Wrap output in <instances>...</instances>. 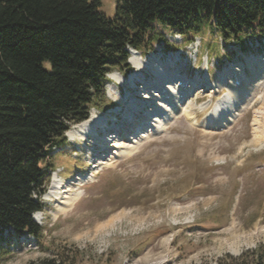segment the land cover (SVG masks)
Returning a JSON list of instances; mask_svg holds the SVG:
<instances>
[{
	"label": "rangeland",
	"instance_id": "obj_1",
	"mask_svg": "<svg viewBox=\"0 0 264 264\" xmlns=\"http://www.w3.org/2000/svg\"><path fill=\"white\" fill-rule=\"evenodd\" d=\"M100 2L113 18L116 0ZM161 31L151 51L128 50L129 68L109 72L105 101L89 112L116 118L106 147L71 141L77 124L52 150L32 216L42 236L3 231L0 264H38L57 251L77 254L76 264H215L264 246V37L249 32L239 44L208 29ZM169 63L177 83L140 96L154 87L152 69ZM76 175L78 198L62 212V188Z\"/></svg>",
	"mask_w": 264,
	"mask_h": 264
},
{
	"label": "trees",
	"instance_id": "obj_2",
	"mask_svg": "<svg viewBox=\"0 0 264 264\" xmlns=\"http://www.w3.org/2000/svg\"><path fill=\"white\" fill-rule=\"evenodd\" d=\"M100 7V0H0V236L9 229L40 239L32 216L43 208L50 154L101 108L106 77L127 71L129 49L151 51L164 41L161 30L208 29L239 44L249 32L264 37V0H116L113 18ZM76 261L57 251L38 264ZM215 264H264V246Z\"/></svg>",
	"mask_w": 264,
	"mask_h": 264
},
{
	"label": "bare ground",
	"instance_id": "obj_3",
	"mask_svg": "<svg viewBox=\"0 0 264 264\" xmlns=\"http://www.w3.org/2000/svg\"><path fill=\"white\" fill-rule=\"evenodd\" d=\"M259 59V58H258ZM261 59V58H260ZM264 62V61H262ZM130 63L134 66L137 67V63L133 60L130 59ZM176 63H169V64H165V65H159L158 67H155L154 69H152V75L154 76V87H150L148 92H145L144 90H141V92H144L143 94H140V96L144 97V98H152L151 96H155L157 90L155 91V89L158 90H163L165 88L168 87V85L170 84H175L177 83L178 79L176 77V75H178V72H176ZM169 69H174L173 71H170ZM182 83V82H181ZM167 97V96H166ZM205 96H202L201 99H203ZM118 109V108H117ZM129 109V108H128ZM121 116V115H119ZM122 119L125 118V114L122 115L121 117ZM131 118V117H128ZM128 118L126 119V124L128 126H130V122H133L134 124H137V121L134 117H132L129 121ZM116 118H105V119H97V120H93L91 118H88L86 121L80 123L78 126V131L75 132L74 134L69 135V138L71 141L74 140L75 136L81 137V140H84L85 142H87V144L89 145H97V147H106L105 144H107V142L110 140V138L113 136L111 134H114L116 132V128L118 127V124H111L113 125L112 127L109 126H105L107 125V122L110 121H115ZM122 123V121L120 119H118V123ZM139 123V122H138ZM143 125L140 126L143 127ZM106 130H105V129ZM137 127L135 126L134 129H130L132 132L135 131ZM103 129V130H102ZM87 137H90V139H88ZM86 146V149L90 150L92 148H90V146ZM113 147L115 148V146L113 145ZM79 181H81V177L76 175L74 177V181L70 183H68L66 185V187H63L62 189L63 194H66L62 197V201L65 200V202H60L59 204V208L61 207V211L64 212L65 210H67L71 204L73 203V201L75 199L78 198V195L73 194L72 192L75 191L71 185H78V183H80ZM51 187L52 184L50 185ZM50 187V188H51ZM77 190V189H76ZM49 196V195H48Z\"/></svg>",
	"mask_w": 264,
	"mask_h": 264
}]
</instances>
